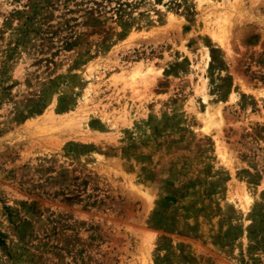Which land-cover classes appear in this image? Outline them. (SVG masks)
<instances>
[{
    "label": "rangeland",
    "instance_id": "obj_1",
    "mask_svg": "<svg viewBox=\"0 0 264 264\" xmlns=\"http://www.w3.org/2000/svg\"><path fill=\"white\" fill-rule=\"evenodd\" d=\"M0 264H264V0H0Z\"/></svg>",
    "mask_w": 264,
    "mask_h": 264
},
{
    "label": "bare ground",
    "instance_id": "obj_2",
    "mask_svg": "<svg viewBox=\"0 0 264 264\" xmlns=\"http://www.w3.org/2000/svg\"><path fill=\"white\" fill-rule=\"evenodd\" d=\"M219 43L220 44H222L223 42H222V38L220 37L219 38ZM222 45H224V47H226L227 48V44H222ZM138 72H134V74H132V83H134L136 80L134 79V75L135 74H137ZM141 75H143V74H141ZM141 75H140V77H141ZM143 77V76H142ZM131 83V84H132ZM204 91V90H203ZM207 96H209L206 92H203V94H202V98H203V101H204V103H205V106H206V112L209 110V108H210V106H211V104L208 102V100H207ZM216 108V107H215ZM204 110V111H205ZM217 110V109H216ZM209 116H211V115H209ZM207 116L205 115V118H206ZM208 118V117H207ZM209 120H207L206 121V119H205V121L204 122H206V123H204V125L202 126V128H203V130L205 131V132H209L210 131V124L211 123H209V121L211 122V119H210V117L208 118ZM213 121V120H212ZM212 125V124H211ZM219 154H220V159L221 160H223L224 159V154H222L221 152H219Z\"/></svg>",
    "mask_w": 264,
    "mask_h": 264
}]
</instances>
